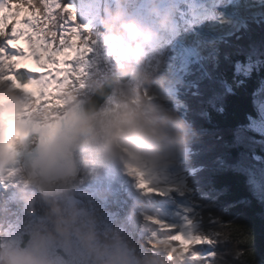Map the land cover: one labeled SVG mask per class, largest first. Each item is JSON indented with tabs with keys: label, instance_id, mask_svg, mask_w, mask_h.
Segmentation results:
<instances>
[{
	"label": "trees",
	"instance_id": "obj_1",
	"mask_svg": "<svg viewBox=\"0 0 264 264\" xmlns=\"http://www.w3.org/2000/svg\"><path fill=\"white\" fill-rule=\"evenodd\" d=\"M241 42L242 51L222 46V54L208 64L214 69L201 81L193 77L186 102L194 127L185 132L186 147L177 155L187 168L194 207L203 216L192 218L204 237L222 242L218 249L225 253L223 264H264V197L252 190V164L246 161L250 152L244 145L263 138L253 119L256 100L264 94V33ZM250 48L258 58L244 54ZM258 154L264 156L261 150ZM258 175L263 185L264 174ZM229 255L237 263H227Z\"/></svg>",
	"mask_w": 264,
	"mask_h": 264
},
{
	"label": "rangeland",
	"instance_id": "obj_2",
	"mask_svg": "<svg viewBox=\"0 0 264 264\" xmlns=\"http://www.w3.org/2000/svg\"><path fill=\"white\" fill-rule=\"evenodd\" d=\"M96 1L97 0H91V1L87 0V4H85L83 2V4L79 6V9H76V11L79 12V24L81 26V29H83V27L89 26V24H86V23L82 22L83 19L91 20V21L93 20L95 13H94V10H93L92 7L95 5ZM3 3H5V0H0V4H3ZM62 3H63V1H62ZM219 6L220 5L218 3L213 5L214 8H218ZM201 16H203V13H200V12L196 13V17L198 19V21L196 23L197 25L200 24V22H201ZM144 28L147 31V33L144 35V38H148V40L143 46L142 53H144V55L148 53L149 61H150V58H151V63H152L151 68H149L147 73H145L143 75L141 73H139V75H138L139 78L138 79L140 80V83H138L137 80L134 79V81L132 83L127 84L126 87H124V88H119L118 87L117 88V90H116L117 94L115 95V98H113L114 102H112V104L107 108V110L104 113H106L108 110H109V112L106 113L105 115L101 114L102 116L99 115L98 117H95L94 120H93V125H91L89 127L90 131H95L96 128L98 127V125L103 121V119H105V117L107 115H109V113H110V109L109 108L112 105L116 106V107H119V110L121 111V114L123 116L126 115L132 109V118H134V119H136V117L138 119H142V116H144V113H143L142 109L144 107H145V109L147 108L148 112H150V114L152 115L151 121H150L151 122L150 130L151 131H156V130L159 129V120H157L159 118V115L160 116H166L167 115L168 117L172 118L171 115H168L170 112H166V110H167L166 106H170V105H172V103H174L173 99L171 98V96L168 93L163 95L162 94L163 90H157V91H155V90H150V91L149 90H143V89H146L145 82L150 80L154 76V74L157 72L158 69L161 70L162 68L165 67L166 61H161V60H166L168 58V53H169L168 52V46L163 47L162 49H159V50L158 49H155L154 51L152 50V48L154 46L158 47L159 44H162L165 41L164 37L163 38L158 37V35H157L158 31L153 26H150L148 24L138 25V27L133 29L132 35H134L136 33H139V32H142V30ZM185 30H187V32L189 31V33H190L191 30H192V27L189 26ZM153 37L154 38L158 37L152 43L154 46L151 45V42L154 39ZM174 38H175V36L173 35L172 39H174ZM20 45L21 46L22 45L25 46L26 43L21 41ZM96 48L97 49L102 48V45L99 44V45L96 46ZM90 49H92V47ZM103 49H104V47H103ZM149 52L151 54H153V57L151 56V54ZM159 54H160V58H159ZM82 57H86L87 58V53L83 54L81 56V58ZM101 57H102V55L97 51L96 58L101 59ZM124 58H125V60L127 62V65L131 66L132 64H137L138 63V62H136L135 58L131 57V59L129 61L128 57H125L124 54H122L120 59L123 60ZM120 59L118 60V57H117V61H119L117 64H112V65H109V66H107L105 68L112 69V68H118L120 66L124 67L125 64L120 63L121 62ZM75 61H77V63H78V59H76ZM107 61L110 62L109 59H107ZM84 63H85V66L87 67L88 70L91 69V64H93L92 62H90L89 60L86 59ZM27 66L38 67L32 61H29L27 63ZM75 68H76V66H75ZM159 70H158V72H159ZM35 71L36 72H42V69H38V70H35ZM104 71H105L104 68L97 67V72L98 73H103ZM66 73L67 74H69V73L72 74L71 71H68ZM80 74H81V70H76L75 72H73L71 78L67 79L71 83V86L75 87V89L79 90V91H80V89H78V88L82 84L74 86L72 81H73L74 77L79 78ZM8 75H9V73L7 74V76ZM91 75H93V74L90 73L89 77ZM167 76H168L167 74H163L160 77H161V79H166L167 78L169 82H173V78L172 77L170 78V77H167ZM175 78H179V77L176 76ZM5 79H6V81H11V80L7 79L6 77H5ZM97 81L98 80H96L95 83L91 87L85 86L84 89L91 88L92 90L90 92L93 93L95 91V89L98 87ZM11 82L15 85L16 88H20V87H17V85L13 81H11ZM39 85H40V82H39V84L37 86H35V87H33V86L32 87H27V89L28 90H33L35 93H38V92H40V86ZM162 87L165 88L166 85L163 83ZM84 89H83V92H84ZM87 93H89V92H87ZM92 93H90V94H92ZM17 94L19 96L22 95L21 91L18 90V89H17ZM143 94L146 95L147 99H145L143 102H141ZM256 95H257V93H256ZM23 96H25V95H23ZM61 99L62 98H59V103L60 104H61V102H60ZM256 103H257V111H256L257 117L253 119L254 121H256V123H255L256 126H254V130H257L260 133H262L263 134V138L260 139L259 141H257L256 144H254V142H253L254 139L253 138L251 140L248 139V141L246 143H244V145L248 148V150L250 152L249 154L247 153L246 161H247V164H252V170H253V175H254V178H253L252 182L250 183V184L253 185V186H251L252 190H253L255 195H259V196H263L264 197V183L262 185L263 178H261L258 175V174H260L262 176V174H264V156L258 154V150H261V153L264 152V94L262 92H260V99L257 98ZM44 107H45L44 109H46V110L49 109L45 105H44ZM105 108L106 107H104L101 110H104ZM171 109L173 110L174 114L182 113V110H180V107L177 110H175V107L171 106ZM177 123L181 124L179 122H177ZM103 131H104V129L101 130V132H103ZM243 132H245L246 134H249V132L246 131V130H244ZM131 133L133 134L134 132L132 131ZM173 133H176V128L175 127L171 128L170 134H167V136H170ZM118 135H119V132H117L116 130L109 131L108 137H107V140H106L107 145H111V144L115 145V139H116V136H118ZM95 136H97L96 133L94 134V136L90 137L91 143L92 142H97L98 139H96ZM100 139L102 140L101 137L99 138V140ZM107 145L102 143V146H101V148L103 147L102 153H104L105 151H107L110 148ZM173 146H175V145L173 144L172 146L169 147L170 153L168 155V162H173V161L170 160V158L173 156V150L172 149L175 148ZM98 149H99V147H98ZM99 151H100V149H99ZM159 151H163V147L162 146L160 147ZM89 152H90L89 150H86L87 154H89ZM162 154L164 155V153H162ZM97 155L99 156V154L96 153V155L94 157H96ZM154 157L157 160H161L162 162L165 163V161L163 159H160L158 156L155 155ZM260 165H262V166H260ZM176 166H177L176 164H174L172 166L168 165V167H163V168H159V169L154 170V171H149V173L151 175L150 183H151V188L155 192H159L161 194H164L165 191L171 193L170 191L172 190V191H174L176 193L184 195L183 196L184 200L179 201L178 199H176V201L179 203V205L177 207L178 211H179L178 213H185V216H187L186 217V221L178 224L177 227H175L174 224L176 222L173 219L169 218L165 222H160L159 225L165 231L182 230V232L180 234H182V235H184L186 237L190 236V235L199 236V235H197L198 234V230H197V228L195 226L197 224H196V222H194V220L191 219V216L193 218H198V219H201V220L203 219V216H202L200 211L196 210L195 208H191L190 207L191 203L188 201V193H186L178 185V182H177V179H176V176H175L176 172L178 171ZM249 168H250V166H249ZM249 168L247 167V169H249ZM169 176L172 178L173 181H175L173 186L171 187V189L166 190V189L155 188V185L157 183L163 181L164 179H167ZM152 184H153V186H152ZM192 200H194V198H192ZM183 204H184L185 211L181 207ZM132 206L133 205H131L130 207H132ZM186 210H188V211H186ZM147 222L148 221H145V220H142V219L138 220L137 223H136L135 229H137V228L139 229V228H143V227L146 228ZM135 233H137V230H133V234H135ZM0 238L2 240V241H0V243L2 244L3 236L0 235ZM213 242L216 243V242H220V241L217 239V241L214 240ZM165 248L169 249V246H165ZM207 248H209L208 245L198 246V247L193 248L190 253L191 254H196L198 256L199 255L198 252L200 251L199 249H202V250L205 251ZM34 254H35V256H34L35 260L39 262L40 259H38V256H36L35 251H34ZM208 256L210 257V254ZM32 257H27V258L30 259ZM192 257H193V255H191V258ZM14 258L15 257L13 256V258H9V260L0 259V263L1 264H14V263H17L18 261L16 262V260ZM58 258L61 259L60 256H58ZM71 261H72L71 264H106V260H104L103 258L99 259L98 257H95V258H89L88 259L85 256V254L83 255V254H79V253L77 254L76 257L71 259ZM179 262H180V257L177 258V261H175V264H181ZM193 262L195 264H200L199 262H197L195 260ZM231 262L237 263V260H236V258L233 255H229L227 257V263H231ZM52 263H53V261H52ZM159 264H161V263H159Z\"/></svg>",
	"mask_w": 264,
	"mask_h": 264
},
{
	"label": "snow or ice",
	"instance_id": "obj_3",
	"mask_svg": "<svg viewBox=\"0 0 264 264\" xmlns=\"http://www.w3.org/2000/svg\"><path fill=\"white\" fill-rule=\"evenodd\" d=\"M23 10L30 15L21 18ZM71 21V23H68ZM87 27L76 24L75 9L61 0H5L0 4V76L7 72V79L20 87H32L37 81L46 85L58 75L75 69L74 61L85 53H90L85 37ZM27 44V49L19 47L20 42ZM34 62L43 72H36L28 67ZM28 78L24 84L18 75ZM71 78V73H69ZM144 186V181H141ZM169 245L170 260L180 253V259L193 248L213 243L206 237L182 234L166 239ZM194 260L201 259L193 256Z\"/></svg>",
	"mask_w": 264,
	"mask_h": 264
},
{
	"label": "clouds",
	"instance_id": "obj_4",
	"mask_svg": "<svg viewBox=\"0 0 264 264\" xmlns=\"http://www.w3.org/2000/svg\"><path fill=\"white\" fill-rule=\"evenodd\" d=\"M117 39L121 43L125 44L123 53L125 57L130 56L135 58L137 61L141 59L142 49L148 38L141 39L136 35H131L127 40L119 36ZM4 103H6V101L4 99H0V104ZM0 129H2L4 133V146L7 150L13 149L15 144L21 143L23 141L24 134L19 129L16 116L7 110L0 111ZM137 148L147 155L153 154L152 149L147 145L137 146Z\"/></svg>",
	"mask_w": 264,
	"mask_h": 264
},
{
	"label": "bare ground",
	"instance_id": "obj_5",
	"mask_svg": "<svg viewBox=\"0 0 264 264\" xmlns=\"http://www.w3.org/2000/svg\"><path fill=\"white\" fill-rule=\"evenodd\" d=\"M231 50V49H230ZM242 51V50H241ZM168 53V52H167ZM227 54V53H226ZM236 54V53H235ZM260 58V57H259ZM222 60V59H221ZM212 63V62H211ZM218 67V66H217ZM233 67V66H232ZM210 68H212V67H210ZM212 69H214V68H212ZM224 70V69H223ZM216 71V70H215ZM228 71V70H227ZM230 71V70H229ZM221 72V71H220ZM225 72V71H224ZM205 75V74H204ZM203 75V76H204ZM214 76V75H213ZM216 76V75H215ZM221 76V75H220ZM225 78V77H224ZM214 79H216V78H214ZM131 81H133V79L132 80H130L129 82H131ZM233 82V81H232ZM223 83V82H222ZM39 84V82H37L33 87H35V86H37ZM122 87V86H121ZM164 88V87H163ZM97 89V88H96ZM96 89H95V91H96ZM92 89L91 88H86V89H84V92L85 93H87V92H89L88 94H90V93H92V92H90ZM95 91L92 93V94H94L95 93ZM235 93V92H234ZM40 95V94H39ZM22 97H24V99H26V97L25 96H22ZM44 96H40V98H43ZM146 99V95L145 94H143V97H142V99H141V102H143L144 100ZM66 99L65 98H62L61 100H60V102H61V104H64V101H65ZM110 101H111V98L104 104V106L101 108V109H103L104 107H107L109 104H110ZM45 107H44V105H43V103L42 102H39L38 104H36L35 106H33L32 107V109H33V112H35V113H38V116L41 114V115H45V114H47V113H49L50 111H49V109L48 110H46V109H44ZM31 109V110H32ZM55 108H53L52 109V112H51V114H56V113H58V112H55ZM23 111V110H22ZM170 111V110H169ZM24 113V112H23ZM59 115V114H58ZM102 143H104L103 141H102ZM107 144V143H106ZM108 146V145H107ZM110 149H114L115 147L117 148V145H113V144H111L110 146ZM107 148V147H106ZM99 149L101 150V146H99ZM120 150H122L121 148H119L118 147V149H117V151H114V153L113 154H110V156H111V158H112V161H113V165L115 166V168H117V166H116V164H118L119 163V161L117 160V156L119 155V151ZM96 157H98L99 158V156L97 155ZM105 157V156H104ZM70 182L71 181H73V180H69ZM63 189H65L64 187H63ZM137 191H136V194H135V197L137 196ZM38 200H37V198H34V202H37ZM39 206H40V208H41V205H40V202H38L37 204H36V208H37V210L39 209ZM46 212L47 211H51L50 209H47V210H45ZM139 216H137V218H138ZM41 223V222H40ZM41 225H44V223L42 222L41 223ZM148 225H149V223H148ZM20 241H24V239H22V238H20ZM20 246V245H19ZM30 249V244L28 245V247H26V250H16L15 252H12L11 253V255L12 256H14L15 258V260H16V262L17 261H19V264H40V262H38V261H36L35 260V258L34 257H32V256H30L29 255V252H28V250ZM27 257H32V258H27Z\"/></svg>",
	"mask_w": 264,
	"mask_h": 264
},
{
	"label": "water",
	"instance_id": "obj_6",
	"mask_svg": "<svg viewBox=\"0 0 264 264\" xmlns=\"http://www.w3.org/2000/svg\"><path fill=\"white\" fill-rule=\"evenodd\" d=\"M122 78L124 79H127L129 76L126 75V72L125 73H122L120 75ZM108 85H112V80H110L108 82ZM0 89L1 91L3 92V95H4V99L6 101V103L8 104H15V103H19L22 104V103H27L26 102V99H24V97H22L24 95L23 92H21V96H19L17 94V88L15 87V85L11 82V81H6L5 77L2 76L1 77V81H0ZM111 91L105 87L103 89H101L97 95L95 96L94 100L92 101L90 107H89V110H90V113L93 114L95 113V111L97 110L98 106L105 100L107 99V97L110 95ZM35 100L31 99L30 102L33 103ZM28 104V103H27Z\"/></svg>",
	"mask_w": 264,
	"mask_h": 264
}]
</instances>
